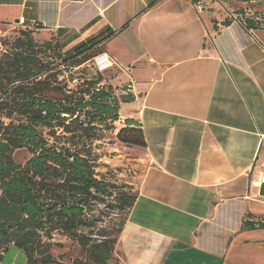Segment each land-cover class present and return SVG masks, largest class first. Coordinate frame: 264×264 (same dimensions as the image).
I'll list each match as a JSON object with an SVG mask.
<instances>
[{
    "label": "crops",
    "instance_id": "0c3cea01",
    "mask_svg": "<svg viewBox=\"0 0 264 264\" xmlns=\"http://www.w3.org/2000/svg\"><path fill=\"white\" fill-rule=\"evenodd\" d=\"M196 1L0 0V23H36L64 50L104 37L128 77L114 139L130 119L146 145L119 264H264V4L225 0L248 28ZM11 247L0 264H25Z\"/></svg>",
    "mask_w": 264,
    "mask_h": 264
},
{
    "label": "trees",
    "instance_id": "16d2710c",
    "mask_svg": "<svg viewBox=\"0 0 264 264\" xmlns=\"http://www.w3.org/2000/svg\"><path fill=\"white\" fill-rule=\"evenodd\" d=\"M103 39L64 50L56 36L37 42L24 29L0 40V259L13 245L25 264H67L50 252L63 246L53 241L59 235L83 255L71 264H119L114 250L124 222L107 224L100 207L114 209L119 199L129 211L136 191L116 198L115 182L98 170V149L103 132L115 130L120 102L133 96H116L113 77L103 72L85 74ZM115 139L146 145L130 119ZM19 150L28 154L21 163L14 158Z\"/></svg>",
    "mask_w": 264,
    "mask_h": 264
},
{
    "label": "rangeland",
    "instance_id": "374dc122",
    "mask_svg": "<svg viewBox=\"0 0 264 264\" xmlns=\"http://www.w3.org/2000/svg\"><path fill=\"white\" fill-rule=\"evenodd\" d=\"M264 4V1L262 0ZM230 8L236 14H242L244 17V12L242 8H234L230 6ZM253 12V11H251ZM259 17L260 21H254L256 23H262L264 25V11L256 12L254 11L253 17ZM251 24L252 21H250ZM24 30L19 25L15 24H6L0 23V40L3 38H13L19 34V31ZM29 30V29H28ZM32 37L37 42H42L48 40L53 35L52 33L48 34L46 37L45 34H42L41 31L37 29H31ZM99 55V54H97ZM96 55V56H97ZM92 58L91 61L87 63L85 74L91 76L92 73L96 71L103 72V76L105 78L113 77V83L116 84V96H120L121 94H125L127 91L126 84L128 83V77L125 73H123L118 67L116 70L114 67H107L104 69H100L102 66H98L95 63V57ZM107 65V63H104ZM114 131H104L103 136L104 139L99 141V149L98 153L100 154L99 162L102 163L98 170L102 172L109 180H112L116 184V198L118 196L123 195L124 193H133L136 190V186L138 185L141 176H142V166L141 162L138 160L141 156V151L132 146H126L125 144L119 143L114 139L113 135ZM28 157V154L25 150H19L14 153V158L17 162H23ZM264 172V166L262 168ZM103 209V219L108 224L119 225L123 223L126 219L128 210L120 208V200H116V207L114 209L106 208L103 205L100 207ZM107 214L109 215L108 219ZM115 228V227H114ZM53 241H61L63 243L62 247H53L51 249V254L54 258L59 261L66 262L67 264H71V260L76 257H82L83 255L80 252L78 245L70 240H67L59 235L54 237ZM9 247V246H8ZM15 247H11L14 249ZM114 258L118 260V258L114 254ZM23 261L25 263L26 256L23 253Z\"/></svg>",
    "mask_w": 264,
    "mask_h": 264
},
{
    "label": "built area",
    "instance_id": "2783aa9c",
    "mask_svg": "<svg viewBox=\"0 0 264 264\" xmlns=\"http://www.w3.org/2000/svg\"><path fill=\"white\" fill-rule=\"evenodd\" d=\"M210 1H215L217 2L219 5L222 6V8L225 10L226 14H227V17L229 20L231 21H236L238 23H240L242 26H246V22H245V19L244 17H240L239 14H236L231 8L230 6L227 4V2L225 0H198L194 3V7L195 9L198 11V12H201L203 11L204 9L207 8L208 6V3ZM15 25H19L21 26L22 28L24 29H37V25L36 23H31V24H27L24 22V20L22 18H20L18 20L17 23H15ZM95 63L98 65V66H102L100 69H104V68H107L105 67V64L104 63H110V61H108L107 57L105 58L104 55H97L95 58ZM107 59V60H106ZM111 64V63H110Z\"/></svg>",
    "mask_w": 264,
    "mask_h": 264
},
{
    "label": "bare ground",
    "instance_id": "6f19581e",
    "mask_svg": "<svg viewBox=\"0 0 264 264\" xmlns=\"http://www.w3.org/2000/svg\"><path fill=\"white\" fill-rule=\"evenodd\" d=\"M104 57H105V56H104ZM105 58H106V57H105ZM106 60H107V59H106ZM108 64L110 65V63L107 62V65H105V67L109 66ZM260 175H261L262 179H264V172H261Z\"/></svg>",
    "mask_w": 264,
    "mask_h": 264
}]
</instances>
